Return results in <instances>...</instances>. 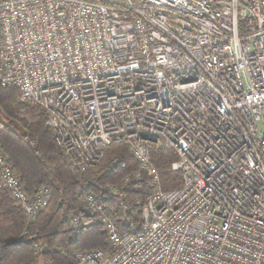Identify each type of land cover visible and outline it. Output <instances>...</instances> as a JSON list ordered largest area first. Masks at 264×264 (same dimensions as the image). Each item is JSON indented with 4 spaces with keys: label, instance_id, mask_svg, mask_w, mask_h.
Returning a JSON list of instances; mask_svg holds the SVG:
<instances>
[{
    "label": "built area",
    "instance_id": "2783aa9c",
    "mask_svg": "<svg viewBox=\"0 0 264 264\" xmlns=\"http://www.w3.org/2000/svg\"><path fill=\"white\" fill-rule=\"evenodd\" d=\"M0 85L72 166L122 144L149 177L139 235L81 195L107 249L79 264H264V0H0ZM156 150L176 153L179 188ZM1 190L28 219L52 196L28 194L0 146Z\"/></svg>",
    "mask_w": 264,
    "mask_h": 264
},
{
    "label": "trees",
    "instance_id": "16d2710c",
    "mask_svg": "<svg viewBox=\"0 0 264 264\" xmlns=\"http://www.w3.org/2000/svg\"><path fill=\"white\" fill-rule=\"evenodd\" d=\"M17 95V90L0 85V110L4 115L0 118V146L28 194L47 186L52 196L48 206L33 221H27L9 194L0 191V264H79L77 252L106 250V234L101 232L99 217L87 214L82 194H91L108 214L115 213L112 216L122 223L124 232L141 234L149 177L139 170L127 147L110 146L92 166L79 170L56 145L41 109H29L35 113L32 122L17 116L25 108ZM176 160L172 150L151 153L164 190L182 185L181 171L171 168ZM133 172L137 177L132 176L126 184L124 177ZM73 217L78 220L77 232L71 226Z\"/></svg>",
    "mask_w": 264,
    "mask_h": 264
},
{
    "label": "rangeland",
    "instance_id": "374dc122",
    "mask_svg": "<svg viewBox=\"0 0 264 264\" xmlns=\"http://www.w3.org/2000/svg\"><path fill=\"white\" fill-rule=\"evenodd\" d=\"M25 108H23V109H21L19 112H18V117L19 118H23V119H25L26 121H28V122H32V121H34V119H35V113L32 111V110H29L31 107H28V106H24ZM28 108V109H27ZM4 115L2 114V112H1V110H0V118H4L3 117ZM20 129H23V128H21L19 125H17ZM53 135H54V133H53ZM55 143H56V141H55ZM56 145H57V143H56ZM58 146V145H57ZM59 147V146H58ZM1 149H2V147H1ZM3 151V150H2ZM12 202H13V204H14V206H16L17 207V205L15 204V202L12 200ZM48 206V205H47ZM47 206H45L43 209H45ZM43 209H41L40 211H42ZM39 211V212H40ZM38 212V213H39ZM38 213L35 215V217L34 218H30V219H28V218H26V216H25V218H26V220L27 221H33L35 218H36V216L38 215ZM100 229H101V232H103V229H102V227L100 226ZM104 233V232H103Z\"/></svg>",
    "mask_w": 264,
    "mask_h": 264
}]
</instances>
